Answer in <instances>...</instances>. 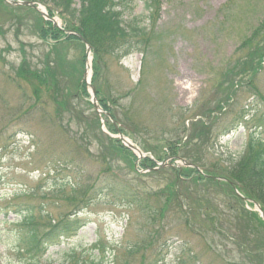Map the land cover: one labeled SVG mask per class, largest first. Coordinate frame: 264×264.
<instances>
[{
  "label": "rangeland",
  "instance_id": "rangeland-1",
  "mask_svg": "<svg viewBox=\"0 0 264 264\" xmlns=\"http://www.w3.org/2000/svg\"><path fill=\"white\" fill-rule=\"evenodd\" d=\"M9 1L0 0V264H264V220L254 200L227 180L220 185L233 192L188 187L173 170L199 157L231 179L228 170L251 156L250 135L264 145V0H157L154 17L145 0H134L124 20L148 28L141 50L121 57L100 47L97 99L114 122L92 103V45L68 39L71 21L55 0H23L40 9ZM50 22L59 40L43 39ZM117 120L164 167L150 174L144 157L117 151L108 140L123 144L109 131ZM209 137L207 148L194 142ZM169 148L182 160L154 155ZM115 178L162 205L133 208L110 196L85 204ZM28 211L34 227L22 223ZM71 214L86 223L82 231L44 255L27 254L29 232L42 236Z\"/></svg>",
  "mask_w": 264,
  "mask_h": 264
},
{
  "label": "trees",
  "instance_id": "trees-1",
  "mask_svg": "<svg viewBox=\"0 0 264 264\" xmlns=\"http://www.w3.org/2000/svg\"><path fill=\"white\" fill-rule=\"evenodd\" d=\"M134 0H55V5L57 8L62 10V14H64L69 21H71V29L70 31H74L76 34L83 36L87 39L92 45L93 53L96 57L94 68H95V79L93 81V85H96L98 79L96 77L101 78L102 74V55H104L101 50V44L103 41L107 46V52L110 54H120L121 57H127L135 52H139L144 45V39L148 37V28H144L138 20L133 21L132 23L126 24L124 20V16L127 12L132 10V3ZM157 0H145L147 6V10L150 11L151 17H154L155 8L154 5ZM33 2V1H32ZM80 6V8H76L75 6ZM53 16L52 14L50 15ZM42 37L43 39H53L59 40L61 38V32L54 26L52 22L47 23L46 26L42 27ZM66 32V31H65ZM67 32L68 39L70 41H77L80 38L76 34H72ZM74 35V36H73ZM79 38V39H78ZM81 40V39H80ZM94 47H97L96 49ZM100 48V49H98ZM54 64V63H52ZM48 69V68H47ZM49 70V69H48ZM34 77L37 79L40 87H45L46 84L42 83L40 79V75L35 74ZM82 92L87 94V86L84 83H80ZM96 88V86H95ZM89 96V95H88ZM103 100L101 103L102 108L111 113L114 116L111 108L105 103ZM82 112V111H81ZM83 113V112H82ZM84 114V113H83ZM259 126L264 125V121L259 120ZM117 124L120 126V130L123 134H128L130 131L128 128L120 125V121L117 120ZM262 124V125H261ZM237 130V129H236ZM235 130V131H236ZM109 131L111 133H118V129L110 123ZM233 131H227L224 133L230 134ZM104 135V134H103ZM258 135H250L249 138V153L251 156H248L247 160L242 164H236L234 169H229L228 174L231 175V179L226 177L225 175H221V173L214 172L215 170L211 167H208L201 162L200 158H190L188 160V164L194 165L195 168H185V167H174V173H176V178L178 183L186 181V186L193 187L194 184H197L198 187L206 184H211L216 187H228L227 185H220L224 180H227L226 183L228 185L235 187V189L241 193L245 198L254 200L255 203L261 205L264 209V145H262V141H258L255 138ZM108 137V136H107ZM111 143H114L118 146L117 151H127L131 153L120 140H115L108 138ZM211 137L205 142L202 139L194 140L195 143H201L202 146L206 148L210 145ZM116 150H114V155L116 154ZM160 161H166L171 158H178L179 154L177 149L169 148L168 151H156L154 153ZM164 155V158L162 156ZM155 156V157H156ZM163 158V159H162ZM137 159V158H136ZM143 165L147 167L146 170L151 171L150 174H155L157 171L154 169L157 167V163L150 158H146L143 162ZM216 169V168H215ZM217 170V169H216ZM227 178V179H225ZM225 182V181H224ZM63 187V186H62ZM187 189V187H186ZM108 194V195H105ZM181 194L175 195L176 199L182 202ZM103 196H110L116 201H120L126 204L128 207H143L144 209L154 210L157 209L159 205L157 202L149 201V197L143 195L131 188L122 187L120 183L117 181V178L111 179L110 183L106 186L104 190L95 193L93 196H87L83 199L85 204L87 202H91L93 199H99ZM181 198V199H180ZM184 206L185 205V201ZM203 202V200H202ZM168 203V202H166ZM207 204H210V200H206ZM164 204V203H163ZM154 205V207H153ZM209 209V206H208ZM235 210H233L234 212ZM244 211V212H243ZM42 212V210L40 211ZM247 210L238 211V214L244 216L247 214ZM235 213V212H234ZM72 216L69 215L55 225H52L50 230L46 231L42 236H38L36 228L29 232V246L30 249L27 254H30L32 257H38L46 254L52 247L58 246L64 240H68L78 234V232L82 231L86 227V223L79 219L77 216L70 218ZM153 216L155 213L153 212ZM23 218L24 224L34 227V211H28ZM255 220H259V217L254 215ZM262 224L258 225L259 229L264 230V222L259 220ZM168 242V241H166ZM188 244V243H187ZM187 244L182 242L184 248H187ZM166 245V244H165ZM168 245V243H167ZM168 246L165 247L168 248ZM183 248V250H184ZM181 250V251H183ZM156 259L152 262H148L147 264H156ZM82 264H105L104 260L97 261L91 260L86 261Z\"/></svg>",
  "mask_w": 264,
  "mask_h": 264
},
{
  "label": "water",
  "instance_id": "water-1",
  "mask_svg": "<svg viewBox=\"0 0 264 264\" xmlns=\"http://www.w3.org/2000/svg\"><path fill=\"white\" fill-rule=\"evenodd\" d=\"M10 3H12L13 5H23V6H30V7H34V8H37V9H40V7L36 4V3H32V2H26V1H14V2H11L9 1ZM43 16L45 18H48V14L46 12H42ZM80 37V36H79ZM86 44L87 42L85 40H83ZM88 52L90 54L91 52V48L88 49ZM92 100H93V104L94 106L96 107L97 111L101 114H106L110 117L109 114L105 113L102 108L100 107L99 103H98V100H97V93H96V89L94 87H92ZM121 139H123V142L129 147L131 148L132 150L136 151L137 153H139V155L141 157H144L143 153L137 148L135 147L129 140H127L125 137H123L122 135H120ZM256 207L258 208L259 212L261 213V216L263 217L264 219V212L262 211L260 205H256Z\"/></svg>",
  "mask_w": 264,
  "mask_h": 264
}]
</instances>
